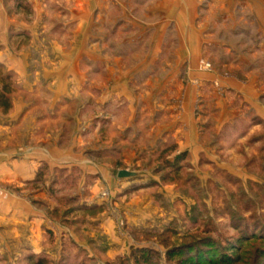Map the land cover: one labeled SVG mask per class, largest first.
Masks as SVG:
<instances>
[{
	"label": "crops",
	"instance_id": "1",
	"mask_svg": "<svg viewBox=\"0 0 264 264\" xmlns=\"http://www.w3.org/2000/svg\"><path fill=\"white\" fill-rule=\"evenodd\" d=\"M201 1L0 0V92L10 94L8 110L0 106V212L7 210L9 221H26L32 246L44 235L42 223L59 229L32 204L48 199L58 169L76 167L94 175L90 191L104 186L110 195L121 184L112 175L114 166L117 171L140 166L133 147H140L141 132L150 131L152 143L162 144L159 153L169 138L174 144L169 158L185 151L193 161L202 153L206 146L199 141L194 110L213 81L219 88L213 94L220 107L216 131L239 114L220 96L222 88L238 92L264 120L258 70H249L242 81L229 72L198 69L208 41L206 24L198 20ZM220 1V9L227 10L230 4ZM65 100L75 105L68 139ZM129 130L131 136L123 135ZM98 131L120 138L106 136L97 146ZM152 147L153 153L158 147ZM97 148L111 156L117 149L119 160L90 157ZM41 165L48 168L44 186L35 180ZM12 187L24 189L8 190Z\"/></svg>",
	"mask_w": 264,
	"mask_h": 264
},
{
	"label": "rangeland",
	"instance_id": "2",
	"mask_svg": "<svg viewBox=\"0 0 264 264\" xmlns=\"http://www.w3.org/2000/svg\"><path fill=\"white\" fill-rule=\"evenodd\" d=\"M249 1L256 7L250 9ZM201 2L198 20L203 19L206 24L208 41L198 69L229 72L242 81L247 79L249 70H258V88L264 93V0H225L223 3L230 5L223 11L220 0ZM202 60L210 64L209 69L200 67ZM213 83V88L204 89L197 98L200 101L194 116L199 141L206 147L193 156V161L185 151L170 158L168 152L159 156L162 144L152 143L153 135L145 131V136L143 132L138 136L142 139L140 147H133L140 166L135 165L132 170L138 175L119 178L114 166L112 175L121 184H129L117 185L110 195L104 186L96 193L90 191L88 186L94 175H86L76 167L58 169L53 179L56 182H50L48 199L32 204L59 229L50 222L42 223L44 235L37 236L39 243L32 246L24 231L26 221H9L8 211L0 212V264H187L194 250L209 260L217 258L225 241L238 242L244 227L249 231L253 225L264 228V120L238 92L226 93L227 88H222L220 96L230 110L239 114L216 131L214 122L219 118L220 107L213 94L219 88ZM261 96L260 101H264V94ZM64 104L63 132L68 139L74 129L71 116L75 105L67 100ZM253 117L260 122L252 123ZM110 135L114 139L120 136L112 131H98L94 144L99 146ZM123 135L131 136L132 132ZM121 138L125 139L122 135ZM163 143L170 146L172 141L168 138ZM151 146L158 148L152 153ZM112 151L118 159L119 151ZM89 153L96 159L115 160L102 148ZM179 154L184 159L173 162ZM165 158L176 166L167 164ZM178 166V172H173ZM47 176L45 166L35 180L44 186ZM21 189L24 187L8 190ZM0 208H4L2 202ZM204 238L210 240V245H201ZM240 242L239 251H227L235 257L240 255L243 263L237 264H244L248 257L253 260L250 264H264L263 238ZM174 252L180 254L173 255Z\"/></svg>",
	"mask_w": 264,
	"mask_h": 264
},
{
	"label": "trees",
	"instance_id": "3",
	"mask_svg": "<svg viewBox=\"0 0 264 264\" xmlns=\"http://www.w3.org/2000/svg\"><path fill=\"white\" fill-rule=\"evenodd\" d=\"M9 100H10V94L8 92L4 91V89L2 88V90L0 92V106H1L2 112H6L8 110L9 104H10ZM258 122H260V119L258 117L252 118V123L255 124ZM173 149H174V144H171L165 150H162L160 152L159 156L162 157L166 152L173 151ZM178 159L181 160L184 158H183V156H180V154H179L176 156V159L173 162H176ZM165 160H166V163L169 164L170 166H173V167L176 166V164L172 163L170 160H167L166 158H165ZM43 167H45V165H41L39 167L37 174H36V180H37V178H39L42 175ZM178 169H180L179 166L176 167V169L173 172H175V173L178 172ZM56 180L55 181L53 180V181L56 182ZM134 188H136V187H134ZM236 220H238V219H236ZM257 228H259V230H257ZM263 229L264 228H262L261 225L260 226L253 225V227L251 228V231L247 230V228L244 227V229L241 230V232H240V238L238 239V242L237 241L232 242L231 240H228L227 242L225 241L224 248L221 249V250H223V252H221V254L219 256H217V258L211 257L209 260L208 258H204L203 256H200L201 253L199 255V252L194 250L195 253L189 257L187 264H237V263H241L242 260H241L240 255L235 257L234 254H228L227 251H229V250H235L236 252L239 251L242 248L240 241L246 242V241H250L251 239H258V238L264 239V230ZM204 239H206V240H203L204 242H202L201 245H204V246L210 245L209 244L210 240H207V238H204ZM199 247H201V246H199ZM191 249H194V248L192 247ZM140 251H142V250H140ZM176 251H178V249ZM146 252L148 253V251H146ZM140 253H144V251H142ZM179 254H180V252H174L173 253V255H179ZM250 261H253V260H251V258L248 257L247 261L244 262V264H246L247 262H248V264H250Z\"/></svg>",
	"mask_w": 264,
	"mask_h": 264
},
{
	"label": "water",
	"instance_id": "4",
	"mask_svg": "<svg viewBox=\"0 0 264 264\" xmlns=\"http://www.w3.org/2000/svg\"><path fill=\"white\" fill-rule=\"evenodd\" d=\"M138 175L137 172L131 171V170H126V169H121L117 172V176L119 178H125V177H136Z\"/></svg>",
	"mask_w": 264,
	"mask_h": 264
},
{
	"label": "built area",
	"instance_id": "5",
	"mask_svg": "<svg viewBox=\"0 0 264 264\" xmlns=\"http://www.w3.org/2000/svg\"><path fill=\"white\" fill-rule=\"evenodd\" d=\"M200 67L203 69H209L210 64L208 62L202 60L200 63Z\"/></svg>",
	"mask_w": 264,
	"mask_h": 264
}]
</instances>
